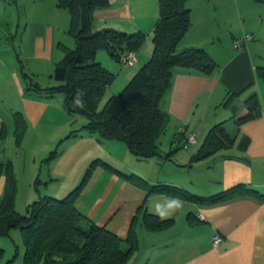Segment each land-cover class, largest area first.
I'll use <instances>...</instances> for the list:
<instances>
[{
	"label": "crops",
	"instance_id": "obj_1",
	"mask_svg": "<svg viewBox=\"0 0 264 264\" xmlns=\"http://www.w3.org/2000/svg\"><path fill=\"white\" fill-rule=\"evenodd\" d=\"M260 3L264 1L187 0L191 26L177 48L205 49L215 68L208 74L175 68L161 105L169 122L159 138V153L137 159L123 142L82 128L85 119L74 121L60 96H43L29 83L31 78L41 88L56 85L44 86L40 76L45 74L51 82L54 65L64 56L67 9L58 7L57 0H0V160L12 164L6 128L13 127L15 132L18 122L23 131L18 142L14 136L15 145L31 143L32 160H46V171L41 172L42 162L31 175L35 181L29 185L26 206L43 195L63 198L97 160L75 206L121 238L132 226L138 246L126 264H264V6ZM157 16L158 0H111L107 7L93 10L92 29L141 32L149 39ZM242 31L251 33L252 39L235 48L233 40ZM145 47L135 52L137 68L151 56L152 50L149 54ZM103 58L102 54L96 57L101 65ZM124 65L115 62L113 72L125 73L117 86L110 84L107 94L121 90L133 75V71L117 69ZM230 93L234 96L223 104ZM253 93L259 100V115L237 122ZM217 124L227 130L232 142L212 151L205 139ZM191 131L197 134L196 145L191 151H179ZM54 144L61 148L57 155L50 151ZM135 160L146 163L145 173L132 167ZM101 162L123 174H128L129 167L147 186L171 184L209 197L243 185L260 196L238 195L206 203L181 199L183 208L166 218L172 220L169 226L149 230L142 221L144 212L154 214V204L172 196L148 194L146 187ZM4 180L1 175L0 195ZM214 234L221 237L218 246L211 243Z\"/></svg>",
	"mask_w": 264,
	"mask_h": 264
},
{
	"label": "trees",
	"instance_id": "obj_2",
	"mask_svg": "<svg viewBox=\"0 0 264 264\" xmlns=\"http://www.w3.org/2000/svg\"><path fill=\"white\" fill-rule=\"evenodd\" d=\"M111 0H57V6L69 13L68 32L75 47L65 48L64 56L55 63L51 77L56 85L43 88L29 79V83L43 96H60L64 110L72 118L85 119L82 128L100 138L123 142L137 159H147L159 153V138L165 133L169 115L162 109L175 68L195 69L210 73L215 62L203 48L178 49L179 41L191 26L187 0H158V16L151 35L150 58L136 69L118 93L109 95L101 108L99 104L115 78L96 60L98 50H105L116 61L123 53L136 52L145 35L141 32L126 33L111 28L92 29V12L107 7ZM262 2L264 0H256ZM25 75V74H24ZM77 89L85 92L84 107H73ZM234 94H229L227 105ZM246 113L237 122L259 115L256 93L245 100ZM18 122V120H17ZM23 129L17 123L15 138L18 142ZM71 131L70 134H73ZM205 142L212 151L232 142L227 130L220 124L208 132ZM96 161L86 168L79 183L63 198L43 195L26 206L25 213L15 209L17 180L10 160H0V176L4 175L0 195V237L7 236L12 228H18L23 244V264H126L137 249L138 240L131 228L121 238L99 226L83 215L75 206V200L85 186ZM101 164L130 182L146 187L148 194H165L192 202H217L238 195L259 193L243 185H237L209 197L192 194L171 184L157 183L147 186L135 174H123L107 163ZM144 226L149 230L167 227L172 220H161L157 215L144 212ZM18 254L15 247L14 256Z\"/></svg>",
	"mask_w": 264,
	"mask_h": 264
},
{
	"label": "rangeland",
	"instance_id": "obj_3",
	"mask_svg": "<svg viewBox=\"0 0 264 264\" xmlns=\"http://www.w3.org/2000/svg\"><path fill=\"white\" fill-rule=\"evenodd\" d=\"M264 6V3H260V6ZM70 21V19H69ZM68 26H69V23H68ZM145 35V38H144V41L142 43V45L146 44V47L148 48V52L149 54L151 53V50H152V41H151V37L149 39H147V34H144ZM148 40V41H147ZM63 42V45L64 46V49L65 48H69V49H73L75 47V42H74V38L73 36L68 32V28H67V33H66V37H64V39L62 40ZM141 45V46H142ZM145 47V48H146ZM97 52H99L97 54V58L99 56H102L104 57L102 60V65L104 67H108L107 69L110 70L111 72H113L115 70V60L108 54L107 51L105 50H98ZM151 55V54H150ZM97 60V59H96ZM99 61V60H97ZM106 63V64H104ZM261 63H264V62H261ZM108 65V66H106ZM264 65V64H262ZM109 67H111L109 69ZM138 65L135 64L134 66L132 67H129L128 65H124V66H118L117 69L119 68V71L121 69H124V70H130V71H133V74L134 72L136 71ZM118 72V70H117ZM124 73H114L115 74V78L113 80V82L111 83L112 86L114 87V84H116L117 86V83L118 81L124 76ZM43 75V74H42ZM40 81L42 82V84L45 86L47 84H58L57 81L55 80H48L46 78V75L44 74L43 76H40ZM131 77V76H130ZM130 79V78H129ZM37 81V79H36ZM128 81V80H127ZM113 87L111 91H113ZM120 91V90H119ZM118 91V92H119ZM118 92H115L118 93ZM109 94L106 93V95H104V97L102 98L100 104H99V108L102 107V105L104 104V102H106V100L108 99V96ZM81 119V117H76L74 118V121L75 120H79ZM228 130H229V126H225ZM14 128L13 127H9L6 128V134L8 135V137L11 138V142L10 143L11 145V148H10V158H11V161H12V167H13V171H14V174H15V177H16V180L17 181V190H16V195H15V209L16 211H18L19 213H25L26 211V197L27 196V193L29 192V185H34V181L35 179L32 177L31 178V175L32 173H35L38 169H39V165L42 164L43 162V165H42V173H44V170H45V161L46 160H41L40 158L37 159L36 162H34L32 160V156H31V151L30 149L32 148V144H27L25 146L21 145V144H17L15 145V139H14ZM75 133V132H74ZM12 134V135H11ZM13 137V139H12ZM54 144V148L52 150H50L51 152L53 151L54 152V155H57L59 152H61V148H58V146ZM23 147V148H21ZM193 147V146H192ZM191 147L188 149V151H191ZM179 151L181 152H188V151H184V149H178ZM49 151V150H48ZM56 151V152H55ZM196 151V149H195ZM128 152V151H127ZM47 151L44 152L43 156L46 155ZM42 156V157H43ZM120 159H122L123 161H127V158L126 157H122L121 155L119 156ZM25 163V164H24ZM133 166L132 167H135V169H138L139 171H141L142 173L144 172L145 173V165L146 163H143L142 161H133ZM131 164V165H132ZM25 165V166H24ZM24 166V167H23ZM46 171V170H45ZM128 174H132L131 172V169L129 167H127V170ZM135 173V172H134ZM31 179V180H30ZM43 182V181H42ZM41 183L40 186L43 187L44 185ZM29 194V193H28ZM18 247V254L14 256V250H15V247ZM22 252H23V244H22V241H21V235H20V231L18 228H12L10 231H9V234L7 236H1L0 237V264H23L22 263Z\"/></svg>",
	"mask_w": 264,
	"mask_h": 264
},
{
	"label": "built area",
	"instance_id": "obj_4",
	"mask_svg": "<svg viewBox=\"0 0 264 264\" xmlns=\"http://www.w3.org/2000/svg\"><path fill=\"white\" fill-rule=\"evenodd\" d=\"M252 39V34L247 31H242L241 34L233 40V46L235 48H241L246 45V43ZM120 61L128 66H133L136 63V55L133 51H128L123 53L120 57ZM177 132H181V128L177 129ZM197 134L194 131L188 132L185 135L184 142L182 144L183 149H189L190 147L196 145ZM211 243L213 246H218L221 243V237L218 234H214L211 237Z\"/></svg>",
	"mask_w": 264,
	"mask_h": 264
},
{
	"label": "clouds",
	"instance_id": "obj_5",
	"mask_svg": "<svg viewBox=\"0 0 264 264\" xmlns=\"http://www.w3.org/2000/svg\"><path fill=\"white\" fill-rule=\"evenodd\" d=\"M84 90L77 89L73 98V107L83 108ZM183 208V201L178 197H172L166 199L163 203L156 202L154 204V214L158 215L161 220L166 219L174 215L177 211Z\"/></svg>",
	"mask_w": 264,
	"mask_h": 264
}]
</instances>
